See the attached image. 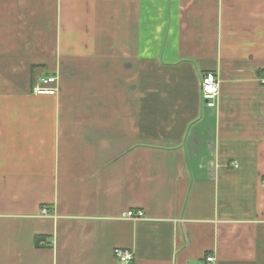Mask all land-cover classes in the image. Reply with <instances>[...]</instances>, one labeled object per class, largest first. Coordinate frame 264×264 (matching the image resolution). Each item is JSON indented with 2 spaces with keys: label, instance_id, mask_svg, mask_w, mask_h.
I'll list each match as a JSON object with an SVG mask.
<instances>
[{
  "label": "crops",
  "instance_id": "1",
  "mask_svg": "<svg viewBox=\"0 0 264 264\" xmlns=\"http://www.w3.org/2000/svg\"><path fill=\"white\" fill-rule=\"evenodd\" d=\"M262 81L264 0H0V264H264Z\"/></svg>",
  "mask_w": 264,
  "mask_h": 264
},
{
  "label": "built area",
  "instance_id": "2",
  "mask_svg": "<svg viewBox=\"0 0 264 264\" xmlns=\"http://www.w3.org/2000/svg\"><path fill=\"white\" fill-rule=\"evenodd\" d=\"M264 83V81H262ZM201 97L206 108H215L219 95V80L215 74H205L200 84ZM58 93L57 79L55 76H43L40 77L32 88V94L34 95H46L55 96ZM233 166H236V162H233ZM264 185V183H263ZM42 214H47L46 210L42 211ZM127 218L138 220L142 217V213L128 212ZM113 257L115 264H132L134 259V252L130 248H115L113 250ZM204 264H215V258L206 256Z\"/></svg>",
  "mask_w": 264,
  "mask_h": 264
},
{
  "label": "rangeland",
  "instance_id": "3",
  "mask_svg": "<svg viewBox=\"0 0 264 264\" xmlns=\"http://www.w3.org/2000/svg\"><path fill=\"white\" fill-rule=\"evenodd\" d=\"M57 95V94H56Z\"/></svg>",
  "mask_w": 264,
  "mask_h": 264
}]
</instances>
